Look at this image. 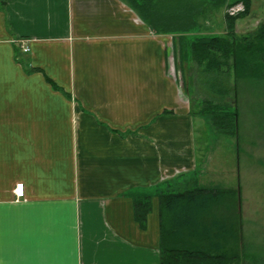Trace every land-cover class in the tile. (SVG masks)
I'll return each mask as SVG.
<instances>
[{
	"label": "crops",
	"instance_id": "obj_1",
	"mask_svg": "<svg viewBox=\"0 0 264 264\" xmlns=\"http://www.w3.org/2000/svg\"><path fill=\"white\" fill-rule=\"evenodd\" d=\"M170 1L149 12L128 0H0V264H163L175 246L225 254L215 220L232 214L239 168L234 185L204 184L179 28L161 20L184 15L192 30L204 7ZM195 187L230 199L161 205L164 191ZM191 205L207 208L196 221Z\"/></svg>",
	"mask_w": 264,
	"mask_h": 264
},
{
	"label": "rangeland",
	"instance_id": "obj_2",
	"mask_svg": "<svg viewBox=\"0 0 264 264\" xmlns=\"http://www.w3.org/2000/svg\"><path fill=\"white\" fill-rule=\"evenodd\" d=\"M128 1L133 7H141L142 10L145 9V6L148 7L149 12L153 8L152 5L156 3V0H138L137 5L135 0ZM188 1L198 7L202 3L203 6H201L204 7L199 14L194 16L192 30H181L186 26L184 15H178L177 19L164 15L161 20L165 27L181 28L170 33L174 36H172L174 41L172 43L182 63L180 84L182 83L187 99L199 110L202 100L217 99L218 94L207 85L206 81L210 79V76L201 73V68L197 66L190 54V45L203 36L229 39L233 37L244 39L251 36L264 22V0ZM157 2L159 3L156 6L159 7L161 2L164 9L170 7L171 4L170 0H157ZM182 2L184 1L178 0L179 4ZM148 11L146 18L150 16ZM233 77L232 70L228 79L232 86ZM237 88L239 117L237 135L232 137L217 132L212 128L207 116L198 114L196 115L198 117H195L196 124L203 125V127L200 128L201 130L197 127L194 128L195 154H197L199 168L204 169L205 175H207L204 182L206 185L218 183L230 186L236 184L237 177L235 176H237L238 166L241 182L239 234L243 237V241L249 244V249L264 254V85L254 86L253 82L240 78ZM226 100L231 101L229 98ZM163 193L170 192L166 190ZM225 199H230V195ZM187 208L188 213L194 215L195 221L199 212L207 209L201 205H191ZM219 210H221L220 207ZM230 212L227 210L223 214V219L215 220L216 228L219 232L221 229L222 235H227L225 240L229 241L227 248L222 251L226 255L231 254L238 241L242 240H236L235 237L228 234L225 227L227 221L230 226L233 223V215L231 216ZM218 213L220 212L217 208L216 213L212 215L216 217Z\"/></svg>",
	"mask_w": 264,
	"mask_h": 264
},
{
	"label": "trees",
	"instance_id": "obj_3",
	"mask_svg": "<svg viewBox=\"0 0 264 264\" xmlns=\"http://www.w3.org/2000/svg\"><path fill=\"white\" fill-rule=\"evenodd\" d=\"M135 2L138 5V0H135ZM190 49L193 60L201 68V73L210 76V79L206 81L207 85L218 94L217 99L202 100L201 108L196 112L207 116L212 128L217 132L232 137L236 136L239 119L237 87L240 78L253 82L254 86L264 85V22L258 26V29L251 36L244 39L203 36L193 41ZM232 70L234 74L233 86L228 82ZM227 98L231 101L228 102ZM228 194L229 192L225 190H207L195 187V189L183 191L182 193L164 194L161 205L170 209L169 207L172 204L181 202L202 204L207 200L223 201ZM239 201L238 190L232 203V226L229 225V221L225 226L228 234H231L236 240L243 238L239 234L238 227L240 225L239 216L241 215L239 214ZM146 205L147 203L140 200H137L133 205V219L138 223H141L143 213L148 210ZM228 209L230 210L229 206ZM167 231L165 230V232ZM169 235V232L164 233L166 239H170ZM169 250L173 256L169 255V259L167 258L163 264H264V254L249 249V244H246L243 239L238 241L229 255L218 254L216 253L217 250L209 253L207 250L176 248V246L173 247V250Z\"/></svg>",
	"mask_w": 264,
	"mask_h": 264
},
{
	"label": "built area",
	"instance_id": "obj_4",
	"mask_svg": "<svg viewBox=\"0 0 264 264\" xmlns=\"http://www.w3.org/2000/svg\"><path fill=\"white\" fill-rule=\"evenodd\" d=\"M23 51L27 52L29 51V48L24 47ZM14 190L17 198H22L24 196L23 185L21 183L17 184Z\"/></svg>",
	"mask_w": 264,
	"mask_h": 264
}]
</instances>
